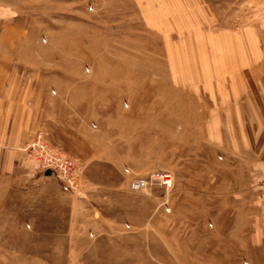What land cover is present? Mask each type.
Returning <instances> with one entry per match:
<instances>
[{"label":"rangeland","instance_id":"obj_1","mask_svg":"<svg viewBox=\"0 0 264 264\" xmlns=\"http://www.w3.org/2000/svg\"><path fill=\"white\" fill-rule=\"evenodd\" d=\"M204 2L214 40L150 28L135 0H0L40 70L36 131L73 189L41 168L9 185L0 264H264V0ZM242 28L257 32L220 33ZM208 49L246 64L245 85L171 71ZM240 92L241 113L211 110ZM150 170L172 187L132 191Z\"/></svg>","mask_w":264,"mask_h":264},{"label":"crops","instance_id":"obj_2","mask_svg":"<svg viewBox=\"0 0 264 264\" xmlns=\"http://www.w3.org/2000/svg\"><path fill=\"white\" fill-rule=\"evenodd\" d=\"M135 3L141 8L144 22L150 28L162 30L165 25H171L170 30L190 35L191 39L214 40L216 37V30L208 28L207 25L210 13L204 0H135ZM211 22H214V18ZM256 32V29L242 28L220 33L224 38L244 42L248 41L249 35ZM23 39V31L14 21L0 20V201L7 197L9 185H23L29 180H41L39 169L24 149L37 132L35 125L39 117V107L36 102L40 95L41 74L36 65L25 64L24 51L20 47ZM210 51L211 55L208 54L205 62L199 60L198 63L183 64L171 71L197 73L191 77L200 78L199 81L208 82L209 85L217 78L216 71L222 72L221 74L226 72L231 73L229 83L232 88L241 84L237 82L245 85L248 78L242 73L246 71V64L234 63L235 60H232L217 67L213 59L215 49ZM182 75L175 77L176 85L187 80ZM246 93L231 95L223 103V109L215 106L211 110L222 111L227 118L230 112L241 113L243 105L250 100Z\"/></svg>","mask_w":264,"mask_h":264},{"label":"built area","instance_id":"obj_3","mask_svg":"<svg viewBox=\"0 0 264 264\" xmlns=\"http://www.w3.org/2000/svg\"><path fill=\"white\" fill-rule=\"evenodd\" d=\"M24 149L29 158L35 162L37 168H41L46 173H52L65 189L73 192V189L65 181L61 172V168L66 170L67 168L70 169V167L66 161L55 158L54 149L47 144L41 131L34 134ZM173 178V174L169 171L150 170L145 174L132 177L129 186L135 192L147 190L155 186H163L169 189L172 187Z\"/></svg>","mask_w":264,"mask_h":264}]
</instances>
